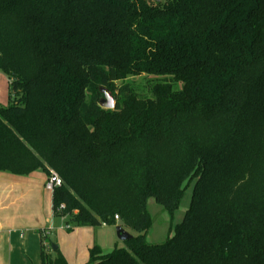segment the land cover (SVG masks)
<instances>
[{
  "label": "trees",
  "instance_id": "1",
  "mask_svg": "<svg viewBox=\"0 0 264 264\" xmlns=\"http://www.w3.org/2000/svg\"><path fill=\"white\" fill-rule=\"evenodd\" d=\"M0 71V172L52 169L68 232L132 235L83 264H264V0H0ZM191 183L148 242V199L172 216ZM38 234L40 264H68Z\"/></svg>",
  "mask_w": 264,
  "mask_h": 264
},
{
  "label": "crops",
  "instance_id": "2",
  "mask_svg": "<svg viewBox=\"0 0 264 264\" xmlns=\"http://www.w3.org/2000/svg\"><path fill=\"white\" fill-rule=\"evenodd\" d=\"M46 178L38 171L28 175L0 172V264H40L38 230L48 234L51 227L46 222L54 216L52 194L48 196L44 187ZM91 231L93 227H74L68 234L73 259L58 244L68 264L85 263L89 249L98 242L90 236Z\"/></svg>",
  "mask_w": 264,
  "mask_h": 264
},
{
  "label": "rangeland",
  "instance_id": "3",
  "mask_svg": "<svg viewBox=\"0 0 264 264\" xmlns=\"http://www.w3.org/2000/svg\"><path fill=\"white\" fill-rule=\"evenodd\" d=\"M159 1L163 2L164 0ZM127 81L139 94L150 96L149 87L156 80L146 75H140L136 77H129ZM7 103L8 78L4 72L0 71V104L6 105ZM53 171L54 170L50 169L48 173H44L40 170L38 172H40L42 176L48 177ZM47 193L48 196H50L51 193L49 191H47ZM191 194L192 183L186 188L180 205L178 209L172 214V216H170L162 206L157 204L153 198L148 199L147 209L151 217V225L146 235L148 242L158 243L163 241L167 237L168 233L174 228V226L182 221L184 213L190 204ZM46 225L51 227V231L46 234L45 242L47 245L45 246H51L50 244H55L58 246V244L61 243L63 249L67 251V257H69V259H73V256L70 255V251H68V246L70 244V241L68 240V234L70 232L66 230L65 219L62 216L55 215L51 217V220L49 219L46 222ZM91 232L92 234L90 233V236L94 237L95 241H98L95 242V244L101 247L103 253L110 252L115 247L114 245H116V247L123 245V241L119 240L116 236L115 226L101 228L93 227V231ZM88 257L86 258L87 260ZM87 260H85V262Z\"/></svg>",
  "mask_w": 264,
  "mask_h": 264
},
{
  "label": "water",
  "instance_id": "4",
  "mask_svg": "<svg viewBox=\"0 0 264 264\" xmlns=\"http://www.w3.org/2000/svg\"><path fill=\"white\" fill-rule=\"evenodd\" d=\"M158 2L159 0H154ZM99 92L102 94V97L99 99V105L104 109H113L115 101L111 91L108 88L103 86L99 87ZM116 236L121 241H126L131 238V234L123 226H115ZM52 250L57 249V245L51 244Z\"/></svg>",
  "mask_w": 264,
  "mask_h": 264
},
{
  "label": "built area",
  "instance_id": "5",
  "mask_svg": "<svg viewBox=\"0 0 264 264\" xmlns=\"http://www.w3.org/2000/svg\"><path fill=\"white\" fill-rule=\"evenodd\" d=\"M62 184V180L59 177V175L53 171L50 173V175L46 178V181L44 183V187L46 190H48L51 194L53 192V190L60 186ZM60 207H63V205H61ZM115 219H118V216L115 215Z\"/></svg>",
  "mask_w": 264,
  "mask_h": 264
}]
</instances>
